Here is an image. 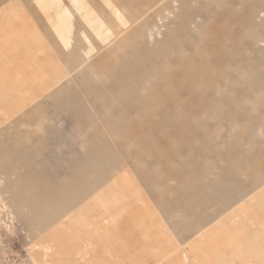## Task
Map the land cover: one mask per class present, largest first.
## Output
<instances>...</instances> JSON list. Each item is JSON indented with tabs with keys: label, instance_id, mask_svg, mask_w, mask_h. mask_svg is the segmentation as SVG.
Segmentation results:
<instances>
[{
	"label": "rangeland",
	"instance_id": "rangeland-1",
	"mask_svg": "<svg viewBox=\"0 0 264 264\" xmlns=\"http://www.w3.org/2000/svg\"><path fill=\"white\" fill-rule=\"evenodd\" d=\"M133 2L0 0V264H264V205L247 216L258 227L242 230L250 253L232 261L228 248L196 244L198 226L211 232L225 206H197L180 191L213 182L231 193L226 207L250 193L225 214L236 224L245 216L235 212L263 195L264 164L252 158L264 157V0ZM128 40L154 70L140 95L161 98L157 81L184 84L182 96L121 98L115 65ZM240 88L245 95L219 111L191 109L178 120L205 92ZM161 108L170 117L161 120ZM183 127L194 129L189 138ZM231 151L246 163L231 165ZM194 162L200 175L176 171ZM72 185L84 195L42 226L50 213L34 203L56 207L58 190Z\"/></svg>",
	"mask_w": 264,
	"mask_h": 264
},
{
	"label": "crops",
	"instance_id": "crops-1",
	"mask_svg": "<svg viewBox=\"0 0 264 264\" xmlns=\"http://www.w3.org/2000/svg\"><path fill=\"white\" fill-rule=\"evenodd\" d=\"M125 1L129 2L130 5H133L134 3L133 0H125ZM98 10L99 9L96 6H91V10H90L91 13L94 14L95 12H98ZM112 25H114V22L112 23ZM65 36L66 34L60 33L61 38H65ZM63 43H67L70 46V40L67 38L63 39ZM121 45L123 47L122 55L120 57L119 62L115 65V68H117L116 73L118 75L116 76L117 81L116 79L114 80V85L118 87L121 98L124 100H130L131 102H134V103L136 102V103H140L144 105L145 103L155 102L154 100H151V96L159 99L161 93L157 91H153L150 94V89H149V92H148L149 94L147 96H143L142 94L140 95V92L138 91L139 86L141 84L146 83L147 81H149L150 77L154 76V73H153L154 70H153L152 64L148 62H146V64H140V55H139L138 46L134 44L132 40H128L126 41L125 44H121ZM197 83L198 85H203L202 83L207 84V82H197ZM161 84L166 91L162 94V97L159 100H162V99L166 100V98H169L171 96L177 97L174 93L180 94V96L183 95L181 90L184 88V84L177 83V82H168L167 83L168 85H166L165 83L156 81L154 82V84H152V88L157 89V87L160 86ZM187 85H189V83H187ZM210 85H211V90L213 91V89L215 88V83L211 82ZM210 85H208L205 88H207V90H210ZM195 86L196 85H192V87L190 88L189 94L191 96L193 94L197 96L196 95L197 91L194 90ZM229 88H232L231 85H228V89ZM245 89L241 90L240 88V90H232L230 92L226 90L225 92L219 94L218 97L217 96L213 97V95L209 94L208 92H205L203 94L205 96H202V99L198 98L199 101L198 100L197 102L191 101V103L183 104L182 109L179 112L178 120L185 121L186 118L190 115V112L192 111L191 109H195V112L199 111L200 108H205V110L209 112L219 111V109L216 110L217 106H220L221 104L223 107H226L228 106L229 103H234L237 99L239 100L241 97L245 95ZM238 94H239V97H237ZM191 106H193L194 108ZM160 107H163V106H160ZM160 115H162L161 120H165L166 119L165 117H170V112L167 111L166 109L164 110L163 108H161ZM223 117H225V115ZM182 130L183 132L181 133V136L184 139V138H189L191 136V132L194 129L192 130L189 127L187 128L183 127ZM244 138L245 137H241L240 140L243 141ZM183 141L184 143L185 142L187 143V139ZM227 149L231 150L229 149V147ZM227 158L230 159L231 165H241L243 163H246V160L244 159V157L241 158V157L236 156L234 154V151L228 152ZM252 159L254 160V162L258 164L259 163L264 164V157H262L261 155H256ZM191 165L193 169L191 171L189 168L183 167V165H180V167H178L176 171L181 172V173L183 172V174L189 171L190 174L197 173V175H200L198 173L199 172L198 168L202 169V167H200L199 163L194 162ZM215 165L216 164H214V166ZM148 175H150L149 171L141 172L140 178L149 182L151 178H149ZM73 179H75V177H73ZM227 181L228 180L226 179H224L223 181V184L226 186H227ZM71 187L72 188L69 187V188L58 190L59 196L54 198L56 207L54 204H52L51 199H39L37 203H34L35 207L37 206L38 208H41V209L43 208L44 210L46 209V211H49L50 213L49 215L42 216V219H43L41 221L42 226L50 223L51 221H53L54 218H57L59 216V214H55V212L63 213L64 211H66V208H69V206L75 204L73 203V200L76 201V199L84 195V192L87 189L81 186L73 187L72 185ZM118 188H120L118 184H115V186L113 185L108 188V200H114L115 193L118 191ZM181 188L182 189L180 191L182 190L184 191L185 189L187 196L189 195L190 198L193 199V201L196 203L197 206H200V205L203 206V203L204 204L208 203L210 205L217 206V203H220L218 204L219 207L220 205L223 204L226 208L223 212H221V215H219L218 220L217 218L215 219L217 220V224L214 225V229L211 232H208L209 230L206 229L208 226L206 225L198 226L200 230L198 232L199 239H197L198 241H196L197 245L209 244L211 246H215L213 249H216L222 252H225V248H228V250H230L232 253L231 252H228V253L225 252V254L223 253L224 254L223 258L231 259L232 261L234 260V258L232 257V255H234L233 252L238 251V254H239L241 251L243 255L247 254V252L250 253L249 250L242 249L247 244V241H246L247 239L245 237L246 233L242 232V230H244L248 226V224H250V222L251 223L254 222L255 226L258 227V221H253L251 218L247 219V216H251L252 213L253 214L260 213V210H262L263 205H264V191H263V195H260L261 197L260 199L257 200V202L252 201L250 202V204H248V206H242L237 212H235L236 214H238V216H245L244 220L241 221V223L236 224L234 220L235 217L226 216L225 214L229 213L232 207L240 205L245 199L250 197V193H247L246 195L242 196L241 191H238L235 197L238 199H234L236 201L233 203L232 206L226 207L225 204L228 202V200L226 199L232 198L231 193H228V190H227L228 188L224 189V191L226 190V192L218 191V187H215V184L213 182H211V184L206 187L204 186L198 187V186L190 185V186H185V188L184 187H181ZM206 191H207V194H205ZM59 197L63 199L61 201H63L64 203L57 204L59 202L57 201ZM111 204H113L112 201H108L107 203L105 201L103 203V206L104 208H108L109 206H111ZM223 215H225V220L220 219L222 218ZM35 218H41V217L36 216ZM58 218H61V217H58ZM39 221L40 220H38V222ZM232 264H235V263L233 262Z\"/></svg>",
	"mask_w": 264,
	"mask_h": 264
}]
</instances>
